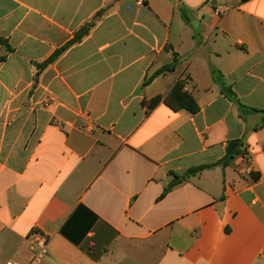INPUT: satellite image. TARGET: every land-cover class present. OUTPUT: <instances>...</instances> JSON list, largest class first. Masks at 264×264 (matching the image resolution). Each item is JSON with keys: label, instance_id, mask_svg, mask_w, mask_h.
I'll return each mask as SVG.
<instances>
[{"label": "crops", "instance_id": "1", "mask_svg": "<svg viewBox=\"0 0 264 264\" xmlns=\"http://www.w3.org/2000/svg\"><path fill=\"white\" fill-rule=\"evenodd\" d=\"M33 235L48 264H264V0H0V264Z\"/></svg>", "mask_w": 264, "mask_h": 264}, {"label": "trees", "instance_id": "2", "mask_svg": "<svg viewBox=\"0 0 264 264\" xmlns=\"http://www.w3.org/2000/svg\"><path fill=\"white\" fill-rule=\"evenodd\" d=\"M94 26V23L86 24L84 27H82L79 31L76 32L74 38L64 47L56 51L53 56L43 65L42 67H45L46 65L55 62L66 50H68L71 46L81 42L85 36L88 35L91 28ZM175 69V63L172 65H169L165 67L164 69H161L155 73L154 76H158L165 71H173ZM218 84L220 85L221 92L232 102H234L240 112L245 113L248 111L247 107L244 106L238 99L237 95L233 92L231 87L226 86L219 78L217 79ZM185 84L183 81H180L175 84L172 91L168 96L165 97L164 101L167 106H169L173 111H181L186 110L192 114H196L199 112V106L196 103V101L193 99V97L184 91ZM161 97H158L151 101L150 106H154L157 103L161 101ZM241 141H232L228 144L227 153L225 158L219 163L224 166L228 165V163L235 158L238 155H243L245 153L243 147H242ZM207 167H197L190 169L186 176L196 175L197 173L201 172Z\"/></svg>", "mask_w": 264, "mask_h": 264}, {"label": "built area", "instance_id": "3", "mask_svg": "<svg viewBox=\"0 0 264 264\" xmlns=\"http://www.w3.org/2000/svg\"><path fill=\"white\" fill-rule=\"evenodd\" d=\"M246 172L251 174L249 168L246 169ZM32 249L36 250L33 259L28 264H48L49 251L46 246V243L39 235H33L31 239ZM6 264H21L14 261H8Z\"/></svg>", "mask_w": 264, "mask_h": 264}]
</instances>
